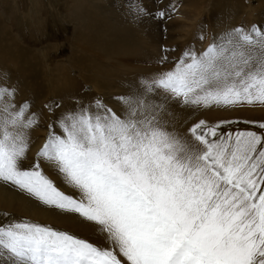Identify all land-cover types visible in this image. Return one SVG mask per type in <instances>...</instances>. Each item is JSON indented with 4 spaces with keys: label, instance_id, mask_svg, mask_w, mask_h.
<instances>
[{
    "label": "snow or ice",
    "instance_id": "6c2138e0",
    "mask_svg": "<svg viewBox=\"0 0 264 264\" xmlns=\"http://www.w3.org/2000/svg\"><path fill=\"white\" fill-rule=\"evenodd\" d=\"M133 8L136 18L149 15L140 3ZM163 51L161 65L176 50ZM171 63L114 97L118 111L98 98L62 112L34 156L41 116L5 76L0 183L92 223L108 247L13 219L0 226V264H264V134L225 132L231 121L204 119L181 133L169 126L165 102L264 106V29L232 28ZM45 107L54 114L61 105ZM45 167L79 195L61 191Z\"/></svg>",
    "mask_w": 264,
    "mask_h": 264
},
{
    "label": "bare ground",
    "instance_id": "6f19581e",
    "mask_svg": "<svg viewBox=\"0 0 264 264\" xmlns=\"http://www.w3.org/2000/svg\"><path fill=\"white\" fill-rule=\"evenodd\" d=\"M29 1V10L23 13L22 19L17 20L14 25L6 24L5 15L0 14V85L4 84L6 76L9 84L19 89L17 100L27 98L32 101L33 111L40 114L41 123L44 121L47 124L42 130L39 127L32 131L34 144L30 156H34L44 142L43 136L45 130L48 131V125L62 112L76 109L78 102L89 105L94 104L99 98L107 106L112 105L115 107L114 110H117L118 105L114 103V97L128 93L125 89L129 90L131 85H139L141 77H150L171 69L173 67L171 61L177 59L185 50L175 39L179 25L186 29L193 27V31L200 35L207 32L206 42L203 40L205 43L202 44L203 47L201 46L204 49L201 50L196 46L198 41L191 42L193 43L191 47L197 52L204 51L213 37H219L239 25L245 29H250L253 25L264 29V0H175L177 2L175 10L176 13L178 12L176 16L184 20L181 23L173 18L165 20L164 31L169 33L161 34L159 40L155 33L153 34L155 30L152 25L151 31L147 23L146 25L138 23L137 29H131L129 25L122 24L118 18L115 20L110 6L98 0H61L60 13L59 9L55 8L56 3L53 4L51 0ZM119 1L123 5L122 9L127 12L129 9L126 0ZM155 1L136 0L134 5L140 3L148 13L154 11L157 15L159 12H165L167 13L165 16L171 18L172 0ZM31 4L38 6L33 8ZM130 13L136 18L134 10ZM49 18L54 19L55 23H61L62 27L71 25L73 29L71 37L66 36L67 40L56 43L53 42L52 37H47L45 40L37 39L39 35L45 36L43 26L46 27ZM25 22L29 23L31 31L33 29L37 31V37L32 34L29 41L23 25ZM160 31L164 32L162 29ZM161 41L167 43L166 49L176 50L168 53L169 62L163 65L158 63L165 49ZM185 42L190 46V39ZM66 44H68V54L63 56L62 48ZM161 94L155 99L160 100L163 96ZM68 98H75L76 101L70 103ZM52 101L61 105L54 114L45 108V105ZM165 102L169 109L177 107L175 110L181 119L179 121L169 120L172 117L167 119L169 126L175 125V129L181 133H184L190 125V122H184V117L194 121L204 119L212 124L231 118L264 122V106L260 107V105L232 109L214 107L192 112L189 110L191 108L179 107L177 104L175 106L170 98ZM29 166V163L25 162L24 167ZM45 174L53 179L61 191L74 197L79 195L47 167ZM0 211L13 218L26 217L41 224H49L53 228L68 231L97 246L108 247L105 240L98 236L92 223L84 221L77 215L65 214L46 207L10 184L0 183ZM3 220L1 216L0 221Z\"/></svg>",
    "mask_w": 264,
    "mask_h": 264
},
{
    "label": "rangeland",
    "instance_id": "374dc122",
    "mask_svg": "<svg viewBox=\"0 0 264 264\" xmlns=\"http://www.w3.org/2000/svg\"><path fill=\"white\" fill-rule=\"evenodd\" d=\"M51 1H52L53 4L56 3L55 4V8L59 9V13L62 12V7H60L61 6V4H60L61 3V0H58V1H60L59 3H58L57 0H51ZM98 1L101 2V3H104V5H107L108 7L110 6L109 8L112 9V11H113V15L112 16L115 18V20H116V18H118L119 21L122 24L129 25V27L131 29L132 28L137 29V26L139 24L144 23L146 25V23H147V26H148V28L150 27L149 29L151 31V25H152V27L155 30L153 32V34L155 33L154 35L157 37L158 40H159V37H160L161 34L165 35L166 32L169 33L168 31H164L165 30V27H166L165 26V20H170V19L173 18L175 21L177 20L179 23H181V21L184 20L183 18H180V17H177L176 16V15H178V12L176 13V10H175V9H177L176 8L177 7V5H176L177 2L175 0H172V2H171V9H172V14H173V15L171 14V16H170L171 18H168L167 16H164L163 19L162 18H159V17H157L156 13L154 11H152L151 13H149V15L142 16L141 17L142 18V22H140L141 18H134L133 15L130 13V11H133L134 10L133 5H134V3H135L136 0H128V1L126 0V2H127L126 4L128 6V9L130 10V11L128 10L127 12H125L122 9L123 8V5L120 3L119 0H98ZM174 1H175V4H174ZM155 2H158V1L156 0ZM44 3L46 5V1ZM57 3H58V5H57ZM37 6L38 5H32L33 8H37ZM29 8H30V1L29 0H0V14L2 16L5 15V17H6V21L5 22H7L6 24L14 25L17 20L22 19L23 13H25L26 11H28ZM198 9L200 11V3L198 5ZM202 20H205V19H202ZM157 22H159V23H157ZM53 24H57V25H53ZM60 24L61 23H55L54 22V19L49 18V21L46 24V27L43 26V29H45V30L42 29L45 32V36L39 35L37 37V31H36V29H35V31H34V29H33V31H31L29 23L28 22L23 23V25L25 26V30L27 32L26 36L28 37L27 38L28 41L30 40V38H32V34H33V36L37 37V39H44L45 40V38H47V37H52L54 43L67 40L66 39V36H70L71 33H72V31H73L71 25H69V26H64L63 25V27H62ZM201 26L203 27L204 24H202ZM240 26L241 25H239V27ZM161 29L164 32L161 33V31H160ZM204 29H206V28L204 27ZM205 31H203V34H204ZM195 32L193 31V27H190V28H187L186 29V28L180 27V25H179L177 35H175L176 36L175 39L178 41L179 44H181L183 46V47L180 46L182 49H186L188 47L193 46V43L191 44V42L193 40L198 41V44H196L197 47H200L201 50L204 49V48H202L203 47L202 44H204L206 42V36H208L207 32H205L204 35H200V34H197ZM201 36L204 37L203 40H205V42L200 39ZM189 39H190V44H189L190 46H187V44H186L185 41H187ZM164 41H166V40H164ZM163 42L161 41V43H163ZM166 44L167 43H163L164 46H162V44H161V46L166 49ZM162 47H160V48H162ZM164 48H162V49H164ZM62 49L63 50L61 52V55H63V56L65 54L67 55L68 54V44H66V46L64 48H62ZM158 51L160 52L161 50H158ZM199 51H200V49H199ZM161 53H162V51H161ZM57 57H60V56L57 55ZM168 61H169V59H168ZM125 91L128 92V93H123L124 95L129 94V90H126L125 89ZM161 95H163V93ZM68 99H69V102L70 103H73V102L76 101L75 98H68ZM173 102H174L173 103L174 105L177 104L179 107H181V105H179L178 102H175V101H173ZM108 106L111 107L112 105H108ZM111 108L114 109L115 107L112 106ZM176 108L175 107H174V109H169L168 108L169 110H171V113H172V115L170 116L172 118H170L169 120H177L178 119V121H179L181 119L180 116L178 117V115H177L178 112H177V110H175ZM117 110H119L118 107H117ZM189 110H191L192 112H195L194 109L193 110L192 109H189ZM198 111H200V110H197L196 112H198ZM183 119H184V122L185 123H189L190 122L189 123L190 125H192L193 122H196V121L200 120V119H198V120L194 121L193 119L188 118V117H184ZM227 121H231L232 123H229V124L224 125L225 132H233V133H235L236 131H255V132H257V134H264V129H261V128H259L257 126L259 123H264L262 121L250 122V121H245L242 118H239V119L231 118V119H229ZM46 126H47L46 122L43 121V123H41L40 129L42 130ZM46 135H47V131L45 130V134L43 136V139L46 137ZM1 216H3L4 220L3 221H0V226H3L4 224L8 223L10 220H13V219L16 220V221H24V220H26V221H31V222H34V223H38V222H35L32 219H29V218H26V217H22V218H18V219L17 218H13L12 216H9L8 214L7 215H4V213L2 211H0V217ZM39 224H41V223H39ZM41 225H48V226H50L49 224H41ZM54 229L60 230L59 228H54Z\"/></svg>",
    "mask_w": 264,
    "mask_h": 264
}]
</instances>
